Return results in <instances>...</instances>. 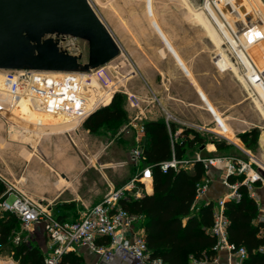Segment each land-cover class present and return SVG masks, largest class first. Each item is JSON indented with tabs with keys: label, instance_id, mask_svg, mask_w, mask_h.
Masks as SVG:
<instances>
[{
	"label": "rangeland",
	"instance_id": "obj_1",
	"mask_svg": "<svg viewBox=\"0 0 264 264\" xmlns=\"http://www.w3.org/2000/svg\"><path fill=\"white\" fill-rule=\"evenodd\" d=\"M250 1L260 20L257 26L264 28V9ZM91 2L120 43L121 50L115 59L92 70L90 81L83 83L82 88L88 96L85 107L90 106L85 109L94 112L117 97L123 102L127 117L91 132L84 122L92 113L80 118V113L63 112L59 104H53L49 110L50 98L49 101L43 100V105H34L30 109L25 108L22 98L11 107L9 87L4 71L0 70V178L6 185V192L12 187L5 193L7 197L0 200L1 211H5L2 203H11L16 194H22L48 209L53 216L66 214L69 219L80 218L82 212L94 204L84 205L82 200L92 198L97 192H101L104 198L128 184L135 172L143 167L142 162L137 165L131 161V154L138 145L141 149L145 145L141 126L156 114H160L166 124L179 126L172 133L173 140L186 129L205 138V143L187 148L184 159L208 157V145L226 142V146L220 149L214 144L218 156L254 159L264 169V53L254 58L249 50L244 49L264 42L261 37L249 39L242 33L240 38L235 36L233 31L245 32L244 26L235 22L234 17H231L233 23L228 21V12L219 0L206 3L204 0ZM202 9L211 19H205L206 23L201 16ZM238 10L249 25L247 17L250 15H246L250 11L244 6ZM249 27L251 33L258 29L254 25ZM169 30L178 36L181 35L179 32L188 31L192 33L191 40L168 37ZM176 42L195 51L198 62H205L208 66L200 75L205 74L209 85H212L211 80L214 81L215 102L204 94L200 95L203 106L212 116L211 121L179 119L160 102L161 91H167L164 95L178 94V97L181 90H186L184 85H177L170 92L174 81L183 83L187 78L193 82L194 72L180 56ZM60 45L70 53L81 55L83 62L88 60L87 40L66 35L60 37ZM228 46L230 53L225 51ZM256 48L261 50L260 45ZM175 63L179 71L172 70ZM239 63L241 68H238ZM253 131L255 134H248L246 141L241 139L242 134ZM69 159L73 163L68 168ZM34 160L38 162L39 174L48 175L50 181L34 179ZM254 167L258 165L254 163ZM70 170L81 171L72 174ZM43 230V221L31 226L22 223L14 238L19 235L21 240L38 244L36 232L41 235ZM0 259L20 264L13 257L0 256Z\"/></svg>",
	"mask_w": 264,
	"mask_h": 264
},
{
	"label": "built area",
	"instance_id": "obj_2",
	"mask_svg": "<svg viewBox=\"0 0 264 264\" xmlns=\"http://www.w3.org/2000/svg\"><path fill=\"white\" fill-rule=\"evenodd\" d=\"M3 71L9 87L11 107H14L25 93H28L36 104H41L43 100L49 101L50 98L51 102L47 106L49 110L53 104H59L58 106L63 112L80 113V118L88 113L89 115L93 113L91 109L83 111L86 108L88 96L82 88L84 82L90 81L89 77L93 75L90 73L92 70L89 73L36 70ZM167 125L170 128L168 122ZM141 132H144V125L141 126ZM142 160V149L138 145L131 154V161L139 165ZM196 161H201L207 168V177L198 184L196 199H206L212 180L210 176L212 167L220 168L223 171L222 182L227 188V192L214 204V220L210 230L217 239L215 250L217 252L227 251L234 258L232 264H243L248 257V251L244 246H238L230 241L228 236L230 219L226 214V202L239 201L241 199L239 187L244 185L258 205L259 213L255 222L260 226L259 235L263 239V243L257 250L264 253V196L259 193L260 185H263L261 187L264 188L263 167L254 159L247 160L239 156L218 155L197 156L193 160L179 159L173 155L171 159L162 162L160 166L163 172H167L170 167L175 169L191 167ZM254 163L258 167H254ZM152 170L151 165H145L134 174L128 184L107 194L100 202L82 212L80 219L76 221H62L53 216L48 209L35 204L22 194H16L11 203L4 202L1 205L3 210L16 214L24 226H31L39 221L44 222L45 231L50 240L45 256L46 264H61L63 255L67 252L77 251L79 246L88 247L105 261H111L119 255L125 260L132 256L141 260L143 264H167L161 258L151 257L147 248L144 228L137 225L140 217L131 214L120 204V200L128 198L130 193L134 196L144 193V188L138 182L153 181ZM232 175L243 176V178L232 182L230 180ZM10 190H12L11 186L8 187L7 192ZM102 237H107L109 243L100 244L98 239ZM14 241L19 243L20 236H15Z\"/></svg>",
	"mask_w": 264,
	"mask_h": 264
},
{
	"label": "trees",
	"instance_id": "obj_3",
	"mask_svg": "<svg viewBox=\"0 0 264 264\" xmlns=\"http://www.w3.org/2000/svg\"><path fill=\"white\" fill-rule=\"evenodd\" d=\"M127 117V110L121 100H113L94 111L84 122L91 132L101 127L119 122ZM175 125L170 128L164 120L148 121L144 124L146 143L142 148V164L151 165L153 170V192L141 196L131 193L120 204L131 214L142 219L147 248L152 258H161L167 264H190L191 258L201 260L205 256H215L216 237L211 232L213 225L214 201L209 200L196 205L198 184L207 177V168L201 161H196L191 168L170 167L163 172L160 164L175 155L185 157L186 149L206 140L198 132L184 130L178 139H172ZM242 134L243 141L248 134ZM235 140H238L237 137ZM218 149L226 142H215ZM142 167V168H143ZM141 168V169H142ZM140 170V169H139ZM136 173V172H135ZM243 176H230L235 182ZM143 186V182H138ZM241 199L226 202V214L230 219L228 236L238 246H244L248 257L243 264H264V253L258 252L263 239L259 235L260 226L255 222L259 209L257 202L249 195L244 185L239 187ZM6 185L0 178V200L7 197ZM67 221L66 214L57 216ZM80 218H76L74 221ZM22 225L20 218L9 211L0 210V256L13 257L20 264H46L45 253L27 239L14 242V233ZM100 244H108L109 239H98ZM61 264H85L76 252H67Z\"/></svg>",
	"mask_w": 264,
	"mask_h": 264
},
{
	"label": "water",
	"instance_id": "obj_4",
	"mask_svg": "<svg viewBox=\"0 0 264 264\" xmlns=\"http://www.w3.org/2000/svg\"><path fill=\"white\" fill-rule=\"evenodd\" d=\"M66 35L88 41L86 62L60 45ZM120 50L91 0H0V70L89 73Z\"/></svg>",
	"mask_w": 264,
	"mask_h": 264
},
{
	"label": "crops",
	"instance_id": "obj_5",
	"mask_svg": "<svg viewBox=\"0 0 264 264\" xmlns=\"http://www.w3.org/2000/svg\"><path fill=\"white\" fill-rule=\"evenodd\" d=\"M208 0H204V2L206 3ZM221 3H223V7L225 8L226 13L228 12L229 16L227 19H229L228 21H232V23L235 22H240L241 24H243V29H245V32H236L233 31V34L237 37H241L239 34H244L246 35L247 38L249 39H253L254 37H261L262 41H264V28H262L261 26L258 27L257 25H259V18H257V15L254 14V8L251 4L250 0H236V3L234 2V0H219ZM253 3L255 4V6L260 7L262 10L264 9V0H252ZM244 6L245 10L248 9L249 14L246 15L249 16L248 18V22L250 23L249 25H254L255 27H257L258 29L255 31V33H251L249 32V25H247L246 21L244 22L243 20L245 19L244 17H241V14L239 13L238 7ZM252 7V9H251ZM229 8V9H228ZM201 16L203 18V21L206 23V20H211L207 15H204L205 11L202 9L200 10ZM235 15V16H232ZM231 15V16H230ZM231 17H234L235 20L233 21L231 19ZM206 19V20H205ZM226 19V17H225ZM226 19V21H227ZM185 20V19H184ZM229 23V22H228ZM248 31V32H247ZM170 36L168 37H174V38H178L179 36L182 38H186L189 40H191L190 38L192 37V33H188V31H183L179 32V34L181 33V35H176L173 34L171 30L168 31ZM174 32V31H173ZM211 32V36L213 35L212 30H210ZM178 33V32H176ZM248 33V34H247ZM173 34V35H172ZM214 36V35H213ZM212 36V37H213ZM214 38V37H213ZM226 44V42H223ZM177 45V42L175 43ZM257 45H260L261 50L259 51L258 48H256ZM178 48V52L180 54V56H183L185 58V62L187 63L188 68L194 72V78H193V82L192 80L189 79H184L183 83L181 82H175L173 84H171L170 86V92L171 89H173V86H180V85H184V87H186V90H181V94L180 96L177 97V95H173V94H168V95H164L165 93H167L166 90H164V92H160L161 94H163L162 97H160V102L163 104V107L170 112L171 114H173L175 117L177 116L179 119L182 120H188V121H198L201 120L202 122H208L212 120V116L208 113V110L203 106V102H202V98H201V94H204L208 99H210L213 103L215 102V95L213 93V85L214 81L211 80L212 85H209L208 81L209 79L204 77L205 74H201L200 72L207 70L208 66L207 64H205V62H198V58L194 57L195 55H197V53L195 51H193L192 49L188 48V47H182L180 45H177ZM263 48V49H262ZM230 47L228 46V48L225 50L226 52L230 53ZM245 51L249 52L252 54V56L255 58L257 57H261V55L264 53V42L262 43H256L253 46L248 48H245ZM174 65V64H173ZM239 67L240 63L238 64ZM172 70H176L179 71L180 69L178 68V66H172L171 67ZM179 79V78H178ZM178 83H182V84H178ZM212 86V87H211ZM160 90H162V87L159 86ZM165 96V97H164ZM171 96L173 98H171ZM87 109L90 108V106L86 107ZM84 109L83 111L87 110ZM153 120H163L161 119V115L160 114H156V117L152 118L150 121ZM175 125V129L179 128V126ZM181 128V127H180ZM207 152L209 156H214L217 155V151H216V147L214 144L208 145L207 146ZM67 165V164H66ZM69 166V165H68ZM32 167L34 168L32 170V176L34 177V179H36V181L41 180V182H48L51 180V178H48V175L46 174H39L38 171V162L34 160ZM191 168V167H189ZM71 171V170H70ZM81 170H72L71 173H75L79 172ZM222 173V175H221ZM71 174V175H72ZM210 176L212 177L210 186H209V190L207 193V197L206 199H201L198 200L196 199V205H201L204 202H207L209 200L214 201V203L220 198L222 197L226 192H227V188L224 185V183L222 182V177H223V171L220 168L217 167H212L210 170ZM73 177V175L71 176ZM75 177V175H74ZM142 188H144V193H152L153 192V181L150 180H146L143 182V186H141ZM143 193V194H144ZM259 193L260 195L264 196V188L260 187L259 188ZM143 194H138L136 196H141ZM103 199L102 193L97 192L96 194H94L92 196V198L90 199H84L82 200V202H84V205H91L92 202L94 203L93 205L97 204L98 202H100ZM96 201V202H94ZM91 205V206H93ZM90 206V207H91ZM75 219H67V221H74ZM141 222L142 219L140 218V221L137 223V225L141 226ZM35 225V224H34ZM143 227V226H142ZM34 228V226H33ZM37 233V245L42 249V251L45 253V255L48 252L49 249V245H50V240L46 234V231L43 230L42 234H38ZM78 255H80L85 264H131L130 260L127 259H123L121 258L119 255L115 256L111 261H105L102 259V257L91 251L88 247L86 246H79L77 248V251H75ZM201 263H198L200 262ZM234 261L233 256H231L227 251L225 250H221L219 252H217V255L209 257V256H205L204 258H202L201 260H198L196 258H191L190 260V264H232Z\"/></svg>",
	"mask_w": 264,
	"mask_h": 264
},
{
	"label": "bare ground",
	"instance_id": "obj_6",
	"mask_svg": "<svg viewBox=\"0 0 264 264\" xmlns=\"http://www.w3.org/2000/svg\"><path fill=\"white\" fill-rule=\"evenodd\" d=\"M22 98H23V100L25 101V108H26V109L33 108L34 105L38 107V104H36V103L34 102V100L32 99L31 95H24ZM62 153H63V152H62ZM58 154H59V153H58ZM60 155H61V153H60ZM60 155H58V156L60 157ZM63 158H64V154H63ZM65 158H66V156H65ZM69 158H70V157H69ZM67 159H68V158H67ZM61 160H62V158H61ZM63 161H64V160H63ZM65 161H66V160H65ZM70 163H73L71 159H69V160L67 161L66 164H68V165H72V164H70ZM63 164H64V163H63ZM70 167H71V166H70ZM68 168H69V166H68ZM67 178H69V177H67ZM0 264H14V262H13V261H6V260H4V259H0Z\"/></svg>",
	"mask_w": 264,
	"mask_h": 264
}]
</instances>
